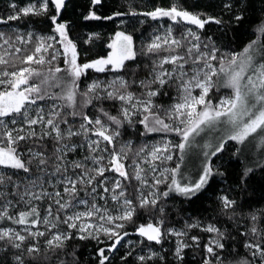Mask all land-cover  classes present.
Returning <instances> with one entry per match:
<instances>
[{"label":"snow or ice","instance_id":"obj_1","mask_svg":"<svg viewBox=\"0 0 264 264\" xmlns=\"http://www.w3.org/2000/svg\"><path fill=\"white\" fill-rule=\"evenodd\" d=\"M256 2L9 0L0 264H264Z\"/></svg>","mask_w":264,"mask_h":264},{"label":"trees","instance_id":"obj_2","mask_svg":"<svg viewBox=\"0 0 264 264\" xmlns=\"http://www.w3.org/2000/svg\"><path fill=\"white\" fill-rule=\"evenodd\" d=\"M9 0H0V13H4L7 11V5H8ZM86 0H72L73 7L69 9V14L73 16V19L76 18V16L79 14L81 11L79 5L85 3ZM120 0H109V4L111 5L112 3H119ZM155 3H161V2H166V0H153ZM255 7L258 9L260 7L259 2L257 0ZM75 13V15H73ZM254 15H258V12H256ZM254 18V16L252 17ZM18 23V22H13ZM111 25H109L107 28L102 29V31H107L109 34L111 33ZM248 25H245L239 33H237V38L236 42L234 44V47H238L242 42L246 41L248 39ZM231 166H235V161L229 162ZM254 185H255V197H259L260 195L264 194L261 192V186L264 184V180L261 179V176L259 173H257V176L254 180Z\"/></svg>","mask_w":264,"mask_h":264}]
</instances>
